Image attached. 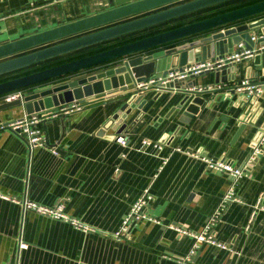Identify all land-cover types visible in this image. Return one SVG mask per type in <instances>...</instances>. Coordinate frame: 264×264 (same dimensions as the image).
<instances>
[{
  "label": "crops",
  "instance_id": "obj_1",
  "mask_svg": "<svg viewBox=\"0 0 264 264\" xmlns=\"http://www.w3.org/2000/svg\"><path fill=\"white\" fill-rule=\"evenodd\" d=\"M106 1L0 0V45L105 11L110 8ZM257 1L209 7L5 74L0 82ZM252 62L237 65L236 82L221 83L216 71H209L195 77V88L162 89L147 112L132 110L122 132L110 124L126 101L121 96L50 119L44 132L49 146L35 147L31 156L26 143L7 127L26 115L24 108L1 110L0 195L46 206L62 204L68 215L92 230L85 232L0 197V264H264V144L262 152L248 160L264 131V67L258 70ZM240 80L250 83L237 85ZM254 85L259 89L250 92ZM147 91L148 100L157 93L155 87ZM189 91L184 107L167 117ZM198 94L206 100L199 115L191 124L180 121ZM4 101L0 97V103ZM50 146H57L59 153ZM204 157L247 169L238 180L240 201L228 206L211 230L220 245L202 243L185 261L193 234L204 228L232 181L230 175L210 169ZM146 190L153 197L149 210L157 221L142 219L118 238L115 233L125 215Z\"/></svg>",
  "mask_w": 264,
  "mask_h": 264
},
{
  "label": "water",
  "instance_id": "obj_2",
  "mask_svg": "<svg viewBox=\"0 0 264 264\" xmlns=\"http://www.w3.org/2000/svg\"><path fill=\"white\" fill-rule=\"evenodd\" d=\"M180 1L107 0L110 8L105 11L0 45V76L232 0H189L142 15ZM139 15L142 16L128 20ZM253 36L257 39L253 40ZM247 50L253 56L233 62L227 59ZM248 59L256 69L264 67V0L0 82V97L6 98L0 103V111L22 106L26 115L41 114L58 111L65 105L84 106L121 96L126 101L110 124L122 132L132 110L147 112L162 89L195 88V77L209 71H216L221 83L236 82L237 65ZM202 64L210 65L194 69ZM242 82L237 81V85ZM152 87L157 93L148 100L145 95ZM190 93L167 117L184 107ZM11 94L15 97L8 99ZM205 103L203 97L195 95L180 121L191 124Z\"/></svg>",
  "mask_w": 264,
  "mask_h": 264
},
{
  "label": "built area",
  "instance_id": "obj_3",
  "mask_svg": "<svg viewBox=\"0 0 264 264\" xmlns=\"http://www.w3.org/2000/svg\"><path fill=\"white\" fill-rule=\"evenodd\" d=\"M256 39L257 36H253V40ZM251 56H253L252 51L247 50L245 52L237 53L232 56H229L227 59L233 62V61L242 60L244 58H249ZM209 65L210 64H202L194 69H198V68L207 69ZM152 81L153 80H151V82ZM249 83H250L249 81L243 80L241 86L249 85ZM255 87H256L255 85L252 86L250 92H253L254 90L253 88ZM258 89L259 86L256 87V90ZM14 97L15 94H11L8 99H12ZM80 108H82V106H79L77 104L65 105L60 109H58V111H54V112L24 115L22 118L9 124L7 127L11 128L26 143L31 156V153L35 147L49 146L46 137L44 135L46 123L48 120L57 118L63 114H68ZM121 143L123 145H126L127 140L123 139L121 140ZM263 144H264V131L257 138L252 155L248 159L249 161L254 156H257L262 152ZM50 148L54 154L59 153L57 146H50ZM203 159L207 162V166L210 169H214L230 175L232 181L227 192L223 196L218 207L216 208L215 212L211 215L204 228L200 232L193 234L195 241L192 247L190 248L189 252L187 253V255L184 257L185 261H190L191 257L198 252L202 243H212V244L220 245L216 241L213 234L211 233V230L213 226L221 219L224 211L228 208V206L240 201V198L237 195L238 180L243 176V174L247 169L246 165L235 166L228 162L214 160L209 157L208 158L204 157ZM0 197L22 204L24 210H28V209L35 210L42 215H46L58 220L68 222L77 229H81L85 232L92 230V227H90L88 224L84 223L78 218H73L70 215H68L65 212L64 206L62 204H56L54 206H46L27 200L22 201L16 197H10L6 195H0ZM152 198H153L152 195L149 193L148 190H146L144 195L136 203H134L130 211L125 215L119 230L115 233L118 238L128 235L131 229L134 227V225L142 219H150L157 221V218L153 216L149 210V202L152 200ZM182 232H186V231L182 230ZM20 246L24 247L25 243L23 241L20 242Z\"/></svg>",
  "mask_w": 264,
  "mask_h": 264
},
{
  "label": "trees",
  "instance_id": "obj_4",
  "mask_svg": "<svg viewBox=\"0 0 264 264\" xmlns=\"http://www.w3.org/2000/svg\"><path fill=\"white\" fill-rule=\"evenodd\" d=\"M250 4V3H249ZM155 34V33H154ZM148 36V35H147ZM145 37V36H144ZM142 38V37H141ZM138 39V38H137ZM131 40H135V39H128V40H123V41H120V42H118V44H116V45H114V46H117V45H120V44H123V43H127V42H129V41H131ZM113 46V47H114ZM105 50V49H104ZM81 57V56H80Z\"/></svg>",
  "mask_w": 264,
  "mask_h": 264
},
{
  "label": "rangeland",
  "instance_id": "obj_5",
  "mask_svg": "<svg viewBox=\"0 0 264 264\" xmlns=\"http://www.w3.org/2000/svg\"><path fill=\"white\" fill-rule=\"evenodd\" d=\"M13 77V76H12Z\"/></svg>",
  "mask_w": 264,
  "mask_h": 264
}]
</instances>
